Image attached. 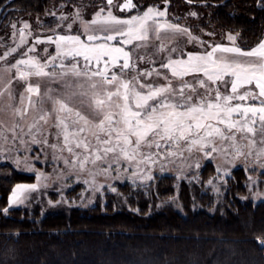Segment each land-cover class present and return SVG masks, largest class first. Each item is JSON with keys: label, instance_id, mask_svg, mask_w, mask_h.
<instances>
[{"label": "snow or ice", "instance_id": "snow-or-ice-1", "mask_svg": "<svg viewBox=\"0 0 264 264\" xmlns=\"http://www.w3.org/2000/svg\"><path fill=\"white\" fill-rule=\"evenodd\" d=\"M106 3L112 5L113 0H106ZM135 7L137 5L133 0H124L120 11H130ZM166 14V11L148 7L142 14L120 18L111 11L104 14L101 8L95 18L85 21L77 12L72 23L79 22L80 27L75 34L70 31V23L67 25L68 34L48 38L55 45L54 55L42 63L25 52L26 59H19L11 65L17 72V78L26 82L24 91L28 95L20 96L23 108L8 107L23 119L29 108L36 109L39 104L37 110L40 114L28 126L27 132L19 124L6 128L0 121V140L7 143L6 133L11 132L15 142L19 128L33 144L44 143L54 152L67 151L74 158L72 166L75 167L78 162L80 170H84L89 163H106L107 166L101 169L106 175L112 163L120 164L121 160L134 163L137 168L141 164L155 163L160 150L164 152V159L183 163L185 152L201 151L205 157H211L213 152H228L230 149L234 159H238L245 155L244 149L247 148L248 156H252L255 150L256 163L264 168V164L260 163L264 157V37L251 49L244 50L236 44L239 34L229 33L227 40L230 45H209L210 50L188 52L186 58L174 59L169 55L160 68L167 69L172 78L183 82L173 87L171 79L165 76L166 83L163 85L146 84L141 82V76L150 79L154 73L158 77L162 74L156 68L138 70L136 63L132 62V51L149 47L150 37L159 41L154 54L167 49L164 40L168 34L187 35L189 42L197 40L202 46L207 43L193 37L188 29L178 24L158 19L166 17ZM60 19L68 17L61 16ZM11 26L16 27L15 24ZM28 27L24 23V29ZM19 31L21 43H25L23 29ZM162 33L165 35L162 36ZM41 42L36 40V43ZM133 42L141 43L135 49L126 50L125 46ZM16 51V48L10 49L0 55V60ZM28 51H35V48ZM171 51L176 52V49ZM145 59L147 63H153L151 56L138 57L141 61ZM129 71L135 74L126 78ZM200 74L203 78L196 80L195 84L184 79ZM29 77L47 80L48 86L43 95L40 84L28 82ZM221 86L224 92H221ZM250 86H254L255 90ZM201 88L203 92L199 91ZM7 90L0 91V97ZM8 95L9 99H14L11 92ZM33 95L36 96L35 101ZM74 101L88 108L91 118L73 107ZM45 104L51 107H45ZM3 110L0 107V111ZM53 116L57 129L55 138L60 141L59 144H48L47 137L43 141L37 139L43 135L41 122L47 124ZM90 126L97 131H92ZM258 132L259 141L256 139ZM88 133L93 136L95 144L88 140ZM217 140L227 142V146L222 143L218 148ZM19 142L26 143L22 137ZM143 148L149 151L144 153ZM152 149L157 151L153 153ZM109 156L112 157L111 163L108 162ZM53 159H63L65 165L70 163L68 159L55 155ZM14 163L17 167L23 164L27 171H37L27 157L23 161L16 159ZM196 167H199L198 163ZM133 175L143 180L153 179L151 174L140 177L138 172H134ZM47 179L43 172H39L37 183L17 184L11 193V203L23 204L28 198L26 193L37 191L41 186L47 187L43 183ZM84 183L90 181L85 180ZM91 183H95L94 178ZM2 211L7 213L8 209Z\"/></svg>", "mask_w": 264, "mask_h": 264}, {"label": "trees", "instance_id": "trees-1", "mask_svg": "<svg viewBox=\"0 0 264 264\" xmlns=\"http://www.w3.org/2000/svg\"><path fill=\"white\" fill-rule=\"evenodd\" d=\"M7 1L0 0V8ZM133 1L145 9L172 0ZM174 1L209 10L212 24L238 33L244 49L264 37V0ZM51 3L17 0L3 13L0 30L14 16H44ZM215 174L210 163L202 184L157 177L147 188L123 185L126 201L109 195L105 205L89 209L43 213L37 206L5 213L15 186L33 183L34 176L0 164V264H264V201L242 200L247 192L242 169L216 199L205 183Z\"/></svg>", "mask_w": 264, "mask_h": 264}, {"label": "rangeland", "instance_id": "rangeland-1", "mask_svg": "<svg viewBox=\"0 0 264 264\" xmlns=\"http://www.w3.org/2000/svg\"><path fill=\"white\" fill-rule=\"evenodd\" d=\"M123 3L124 0H113L112 5H108L106 0H52L50 9L44 16L19 15L10 18V22L5 24L4 28L0 30V55H3L12 48L17 49L16 52L9 55L6 59L0 60V91H4L5 88L8 89L4 92L3 97H0V107L4 109L3 111H0V121L3 122L6 128H10L13 124H19L24 129V132H27L28 126L32 124L40 114L37 110L40 108L39 104L36 109L29 108L23 119L17 117L12 111V108L24 107V105L20 104V96L21 94L27 96L28 94L24 91L26 82L17 78V72L14 68H11V65L19 59H26L27 57L23 55L25 52L28 53V56L36 57L42 63L49 56L54 55L55 45L50 43L48 38L52 37L55 39L57 35L68 34L69 29L67 28V25L72 23L77 12H79V15L83 20L89 21L95 18V14L101 8L104 9V14L111 11L114 15L120 18H130L131 16L142 14L148 8L146 7L144 9L143 7L137 6L130 11H120V6ZM133 3L136 5L134 1ZM149 7H154L160 11H166V17L158 18L161 22L167 21L172 24H178L182 28L188 29L193 37H196L201 41H206L207 43L202 46L197 40L189 42L187 35L179 33L168 34V38L164 40L167 49L160 54H154V48L159 41L152 40L150 37L148 42L149 47H141L136 51H132V62L136 63L138 70H151L152 68H156L162 74L158 77L154 73L150 79L141 76V82L146 84L151 83L154 85H163L166 83L164 77L167 76L171 79L172 86L177 87L183 81L172 78L167 69L160 68V64L165 61L169 55L174 59L186 58L188 52H204L206 49L210 50L208 48L209 45H230L231 42L227 40V35L229 33L233 35L237 34L236 32H221L218 30L210 20L211 15L209 14V10L205 11L192 6L188 7L184 4L176 3L174 0L165 1L161 5H151ZM191 13H195V15H192ZM61 16H66L68 19L61 20ZM24 23L29 25L27 29H24ZM13 24L16 25L15 28L11 26ZM79 27V22L72 23V28L70 30L71 33L75 34ZM19 29H23V40L26 41L25 43H21V33ZM209 33L212 35H208ZM161 35L164 36L165 34L162 33ZM37 39L42 42L36 43ZM239 39L240 36L238 35L236 44L240 46ZM138 43L141 42H133L132 44L125 46V49H135ZM32 47L35 48V51L29 52L28 49ZM173 48L176 49V52L171 51ZM241 48L244 49L243 47ZM141 55L146 58L151 56L153 63H147L146 59L144 61L138 60V57ZM134 74L135 73L129 71L126 78H130ZM201 78H203L202 74L195 76L190 75L184 79L195 84L196 80ZM28 82L34 85L39 83L41 95H43L45 87L48 86L46 79L29 77ZM211 86L215 87L216 85ZM250 87H253L254 89V86ZM199 91L203 92L204 89L201 88ZM224 91V87L221 86V92ZM241 91H243V89ZM9 92H11L14 99H9ZM33 100H36L35 95H33ZM249 102L251 103L252 101ZM8 105H11L12 108H9ZM44 106L48 108L51 107L49 104H45ZM73 107L78 108L82 113L89 115L91 118L90 110L80 105L78 101L73 102ZM54 123V116L48 120L47 124L41 122L40 126L43 135L38 136L37 139L43 141V139L47 137L48 144H59L60 141L55 138L57 129L54 127ZM92 131L97 130L92 127ZM6 134L8 135V142L4 143L0 140V164H8L18 172L34 176L33 183L22 184L37 183L39 172H43L48 177V179L43 182L47 187L41 186L37 191L26 193L28 198L23 204L13 205L10 196L8 210L25 207L32 208L37 206L43 211V213L59 208L89 209L96 206L98 203L105 205L108 202L107 199L109 195L116 196L117 198L121 197L126 201L127 195L120 190L123 185L130 184L139 189L147 188L153 182H156L157 177L164 176L175 177L178 185L184 181L192 184H202L203 179L201 178V173L210 163L214 166L216 174L205 183L206 188L211 189L215 194L216 199L225 193L228 180L232 177L233 173L236 170L242 169L246 175L245 186L247 189L246 194L242 196V200L244 202L253 203L264 201V168L256 163L255 150H253L252 156H248L247 152L249 149H244L245 155L238 159H234V154L230 149L228 152H213L211 157H205L204 153L201 151H193L191 154L185 152V160L183 163L180 160H175L173 163L170 160L164 159V152L163 150H160V156L156 157L155 163H149L147 165L141 164L139 168H137L134 163L129 164L128 162L121 160L120 164L112 163V168L106 175L101 172V169L107 166L104 162H98L96 165L89 163L84 170H80L78 162H76L75 167L72 166L74 158L67 151L54 152L52 148L44 143L33 144L30 141V137L23 135L19 128L16 131L17 139L15 142L12 140L11 132H7ZM87 135L88 140L95 144V140L91 133H88ZM21 137L26 141L25 144L19 142ZM256 139L258 141L260 139L259 132L257 133ZM222 143L223 146H227V142L217 140V147H221ZM76 151L80 152L81 150L76 149ZM142 151L147 153L149 149L143 148ZM151 151L155 153L157 150L152 149ZM54 155L66 158L70 163L65 165L63 159L54 160ZM25 157L28 158V162L37 169V171H27L24 169L23 164H21L20 167L16 166L14 161L16 159L23 161ZM37 157H39V159H37ZM108 162H112L111 156L108 157ZM197 163L199 164V167H196ZM260 163L264 164V157L260 159ZM162 166L163 170H161ZM134 172H138L140 177L145 174H151L153 179L143 180L142 178L134 176ZM93 178L95 183H91ZM85 180L90 181V183H84ZM209 181H211V183H209ZM113 189H115V191H113ZM173 199V201L176 200L175 198ZM175 206L181 209L180 204L177 201H175Z\"/></svg>", "mask_w": 264, "mask_h": 264}, {"label": "water", "instance_id": "water-1", "mask_svg": "<svg viewBox=\"0 0 264 264\" xmlns=\"http://www.w3.org/2000/svg\"><path fill=\"white\" fill-rule=\"evenodd\" d=\"M17 0H8L5 4H3L0 8V23H1V17L3 13L8 14L11 9L9 8L13 3H15ZM196 5H204V3H196ZM13 9V8H12Z\"/></svg>", "mask_w": 264, "mask_h": 264}]
</instances>
